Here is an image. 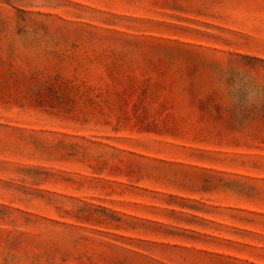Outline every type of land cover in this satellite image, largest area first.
<instances>
[{"label":"rangeland","instance_id":"obj_1","mask_svg":"<svg viewBox=\"0 0 264 264\" xmlns=\"http://www.w3.org/2000/svg\"><path fill=\"white\" fill-rule=\"evenodd\" d=\"M0 264H264V0H0Z\"/></svg>","mask_w":264,"mask_h":264}]
</instances>
